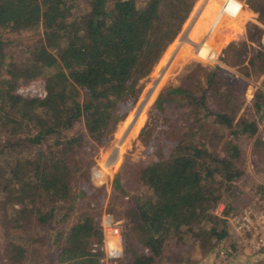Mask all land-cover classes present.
Masks as SVG:
<instances>
[{
	"label": "trees",
	"instance_id": "obj_1",
	"mask_svg": "<svg viewBox=\"0 0 264 264\" xmlns=\"http://www.w3.org/2000/svg\"><path fill=\"white\" fill-rule=\"evenodd\" d=\"M194 2L0 0L2 264H33L38 256H45V264H100V253H93L91 245L102 239L104 211L125 218L120 228L123 255L111 264H195L192 247L199 259L222 249L229 264H244L241 257L264 258V247H240L230 222L244 207L245 189L264 193L263 183L245 176L234 142L243 134L256 135L257 121L264 116V40L256 24L253 35L231 45L239 73L218 63L185 86L168 87L155 102L141 136L150 135L157 123L166 130L143 140L148 158L142 165L131 163L132 177L127 178L129 190L144 187V194H130L115 178L118 192L104 210L96 203V189L85 186L95 151L111 139L138 95L140 81L162 62L166 43L186 22ZM240 8L236 0H205L186 31L180 60L214 56L213 33L229 21H240ZM29 30H35L34 36L25 42L22 32ZM12 46L19 49V58L8 49ZM248 47L258 55L247 61ZM260 76L261 87L247 106L244 90ZM35 79L43 80L45 97L15 93ZM148 103L138 111L126 140L136 133ZM172 105L176 111L167 113ZM75 124L82 126L65 132ZM252 146L264 168V140L256 137ZM98 200L103 203L100 196ZM221 201L224 208L217 214ZM256 201L262 204L264 198ZM169 242L180 251L165 262ZM44 247L47 254L41 252Z\"/></svg>",
	"mask_w": 264,
	"mask_h": 264
},
{
	"label": "rangeland",
	"instance_id": "obj_2",
	"mask_svg": "<svg viewBox=\"0 0 264 264\" xmlns=\"http://www.w3.org/2000/svg\"><path fill=\"white\" fill-rule=\"evenodd\" d=\"M236 1L241 4V8L239 9V11L241 17L242 15H244L245 22L241 24L240 22L229 21L221 25L214 32L213 38L215 36L217 39V42H215V44L212 45L213 47H215V50L217 51L214 57L208 59H201L196 56H191L182 61L180 60L179 48L182 45V42L186 41L185 40L186 39L185 37L187 35L186 31L188 30V27L192 23L194 15L199 10L201 5L205 2V0H195L194 4L188 11V14L183 19V21L186 20V22H184L182 27H181L182 23L180 24V27H178V29L174 31L171 38L166 43L163 51H165V49L167 50L163 57L162 62L158 61L159 64L154 66L151 72L140 81L141 88L138 91V95L135 96V98L132 100V103L126 113V116L122 121H120L117 124L111 139L105 145L98 146V149L95 151L93 156L95 162L90 165L87 171H85V175L87 174L85 186L87 187V185H89L96 189L95 190V192L97 193L96 203L98 202L97 204L98 207H102L104 210L105 209L107 210L106 207H108L111 204L113 197L115 196V194H117L118 191L114 190L115 178L120 181L121 186L125 188V190L130 194H144L146 192V188L144 187H141L138 190H129L128 187L129 183L127 181V178L128 176L132 177V172L129 170L131 168V163L137 162L139 165H142L145 163L146 159L148 158L145 153L147 150L146 148L147 145H145V142L143 140L145 141L149 140L151 139L152 136L156 138V135L154 133L164 132L166 130L162 126V123H157L154 129L151 130L150 135L141 136L140 133L142 127L145 125V123L148 120L149 114L155 102L159 97L162 96L163 92L168 87H174L175 85L178 84L183 86L189 84L193 79L194 75L197 77L200 76L201 78L204 75L205 71L213 70L216 64L218 63L221 64L224 67V70L226 71H231V72L233 71L239 73L238 66L234 65L235 62H233L232 56L234 49L231 48V45L232 44L240 45V42L247 40V33L253 35L254 31L251 28L253 24L258 25L263 29L262 41L264 40L263 0H236ZM245 12L249 13L247 18L245 16L246 15ZM34 32L35 30L22 32L23 40L25 42L27 40L28 41L31 40V38L34 36ZM248 44L255 45V42L250 41L248 42ZM14 48L15 46H12V48H8V49H14ZM14 50H16L15 56L19 58L20 57L18 52L19 49L16 48ZM256 55H258V52L248 47L247 54L244 59H247L248 61L250 57H254ZM161 56L159 57V60H161ZM247 63L248 65L250 64L249 62ZM251 75L252 76L255 75L254 70L251 72ZM262 77L263 76H260L249 81V84L246 86L244 90L243 98L247 106L251 105L252 98L256 89L258 87H261L263 81ZM22 85L25 84H21L19 86ZM148 100L149 103L142 111L141 120L138 125L136 133L132 136V138L126 140L125 137L130 131V125L133 123L140 108L144 107ZM209 105L211 106V108H214V104L209 103ZM166 111L167 113L172 114L173 112L176 111V108H174L172 105L166 108ZM257 122H258V132L256 135L250 136L247 134H243L238 137H235L234 142L238 144L241 151L240 166L245 170V176L252 177L254 181L259 182V184L260 183L264 184V168L261 165V163H259L254 158L251 152V150L253 149L252 144L256 137H259L262 140H264V116H262ZM81 126L82 124H75L71 129H68L65 132L66 133L74 132L77 129H79ZM118 144H120L121 147L117 151H115L116 146ZM159 148L162 147L160 146ZM258 170H260V172L257 173L256 171ZM245 176H242V179L246 178ZM259 194L260 193L255 194V192L248 187L247 189H245V196L242 198L243 201L242 205L246 207L247 204H251L254 202L253 204L258 205L256 208H259V206L264 207L263 202H261L262 204H260L257 203L256 201L261 198H264V193L260 195ZM99 196L100 198H103L102 204L99 202L101 200H98ZM127 198L128 196H125L123 197V200H127ZM77 201H78L77 203L78 204L81 203V205L85 203V200L83 201L82 198H79ZM117 205L118 202L116 203V206ZM15 206L19 208L17 205ZM104 212L109 213L106 211ZM120 212H122V210H120ZM113 215L115 217L113 218L117 223V225L119 226V228H122L125 222V218L123 214L122 216L121 215L116 216L115 214ZM63 226H64L63 223H59V227L61 229L63 228ZM3 233H4V228L0 222V253H2V248H3ZM167 247H168L167 258L164 261L171 262L176 258L175 253H178L180 251V248H178L176 245H173V243L170 242L167 243ZM191 249L193 250L191 253V260L196 261L195 264H214L215 262L218 261V259L220 262L218 252L222 249L210 253L201 259H199L198 257L199 254L197 252V248L192 247ZM238 249H240V247ZM41 250L43 254H47V249L45 247L41 248ZM1 258L2 256H0V264H2ZM257 260L258 261L255 262L250 258H246V257L239 258V262L244 264H264V258H259ZM25 264H32V263L27 262ZM33 264H45V256L43 258L42 256L41 258L38 256V259H36V261L34 260ZM226 264H229V258Z\"/></svg>",
	"mask_w": 264,
	"mask_h": 264
},
{
	"label": "built area",
	"instance_id": "obj_3",
	"mask_svg": "<svg viewBox=\"0 0 264 264\" xmlns=\"http://www.w3.org/2000/svg\"><path fill=\"white\" fill-rule=\"evenodd\" d=\"M15 93L24 98H43L47 94L42 79H35L19 86ZM257 206L255 204L247 205L241 209L239 214L230 218L235 233L241 239L240 247L248 248L251 251H258L264 247V207L256 208ZM223 208L224 202L221 201L215 212L221 214ZM100 226L102 239L100 242L92 243L91 251L100 253V264H111L112 261L123 255V236L113 216L109 213H103ZM218 256L220 258L218 264H226L228 256L223 250L218 252Z\"/></svg>",
	"mask_w": 264,
	"mask_h": 264
},
{
	"label": "crops",
	"instance_id": "obj_4",
	"mask_svg": "<svg viewBox=\"0 0 264 264\" xmlns=\"http://www.w3.org/2000/svg\"><path fill=\"white\" fill-rule=\"evenodd\" d=\"M245 13H246V15H245V16H246V18H247V17H248V15H249V13H247V12H245ZM245 13H243V14H245ZM244 20H245V18H244V15H242V17H241L240 21H238V22H240V23L242 24L243 22H245ZM217 29H218V28H217ZM213 34H214V33H213ZM212 40H213V44H215V42H217V39H216V37H215V36H214V38H213V36H212ZM214 46H215V45H214ZM212 48H213L212 50H213L214 52H216V53H217V51L215 50V47H213V46H212ZM207 56H208V55H207ZM207 56H206V57H207Z\"/></svg>",
	"mask_w": 264,
	"mask_h": 264
}]
</instances>
